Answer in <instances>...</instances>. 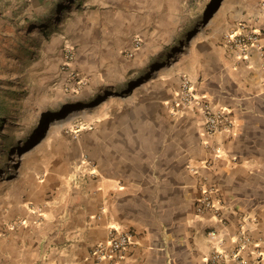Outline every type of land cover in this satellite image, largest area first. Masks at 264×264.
Listing matches in <instances>:
<instances>
[{
    "label": "crops",
    "instance_id": "obj_1",
    "mask_svg": "<svg viewBox=\"0 0 264 264\" xmlns=\"http://www.w3.org/2000/svg\"><path fill=\"white\" fill-rule=\"evenodd\" d=\"M178 3L0 0V29L22 16L39 36L29 54L59 65L69 50L83 81L64 108L80 130L54 138L21 195L4 202L0 264H95L91 249L114 231L131 242L99 264H207L242 234L246 264H264V0H218L217 16L197 27ZM245 32L256 43L230 47L225 36ZM183 76L227 112L228 129L208 135L201 114L172 112ZM206 188L216 212L196 211Z\"/></svg>",
    "mask_w": 264,
    "mask_h": 264
},
{
    "label": "rangeland",
    "instance_id": "obj_2",
    "mask_svg": "<svg viewBox=\"0 0 264 264\" xmlns=\"http://www.w3.org/2000/svg\"><path fill=\"white\" fill-rule=\"evenodd\" d=\"M177 8L194 27L214 19L220 11L218 0H179ZM49 34L45 40L52 38L53 33ZM37 38L22 16H15L0 29V216L10 207L4 202L21 195L31 173L47 161L46 150L52 140L74 136L80 130L64 117L65 106L75 100L76 90L72 89L83 83L78 85L71 70L67 56L72 54L67 50L59 65H53L54 60L44 64L41 55L29 54L28 45ZM36 58L40 60L38 67L32 62ZM45 66L49 72L43 71ZM56 118L64 120L52 125Z\"/></svg>",
    "mask_w": 264,
    "mask_h": 264
},
{
    "label": "built area",
    "instance_id": "obj_3",
    "mask_svg": "<svg viewBox=\"0 0 264 264\" xmlns=\"http://www.w3.org/2000/svg\"><path fill=\"white\" fill-rule=\"evenodd\" d=\"M227 43L233 49H239L244 52L248 46L254 45L257 41V35L254 32H245L242 34H228L225 36ZM139 42L135 41L134 46L138 47ZM67 59L71 61V56H67ZM71 74V72H70ZM79 80V79H78ZM82 80H79L78 84H81ZM171 109L174 114L180 113L182 109H188L199 113L204 118V130L208 135H212L221 129H228L230 127V119L227 112L223 109H213L210 102L202 99L196 95L191 81L183 76L180 79L178 93L171 104ZM206 166H210L207 162ZM213 189H203L201 195L196 204V211L203 212L205 210H212L216 212V202L213 198ZM18 223L9 224L13 229ZM214 235L211 233V236ZM247 239L243 236L238 238L237 246L231 254L224 253L222 251H214L207 259V264H218L224 260H233L238 264H246L245 259L241 256ZM131 242V234L127 231H114L110 234L105 243L95 245L90 255L95 264H99L104 260L119 259L123 251Z\"/></svg>",
    "mask_w": 264,
    "mask_h": 264
},
{
    "label": "bare ground",
    "instance_id": "obj_4",
    "mask_svg": "<svg viewBox=\"0 0 264 264\" xmlns=\"http://www.w3.org/2000/svg\"><path fill=\"white\" fill-rule=\"evenodd\" d=\"M61 122V119L60 118H56V119H54L52 122H51V124L52 125H56V124H58V123H60Z\"/></svg>",
    "mask_w": 264,
    "mask_h": 264
}]
</instances>
